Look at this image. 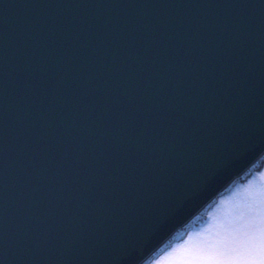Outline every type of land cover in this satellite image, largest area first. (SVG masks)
<instances>
[{
	"label": "snow or ice",
	"instance_id": "obj_1",
	"mask_svg": "<svg viewBox=\"0 0 264 264\" xmlns=\"http://www.w3.org/2000/svg\"><path fill=\"white\" fill-rule=\"evenodd\" d=\"M50 6L65 12L89 7L136 9L141 18L156 9L198 8L203 19L206 14L223 9V15L230 19L235 17L234 27L225 26L223 21L208 23L206 20L191 26L176 17L163 32L152 25L138 23L125 24L119 31H113L111 24L94 21L84 24L73 20L67 25H50L47 38L42 41L37 36V22L25 21L19 29L21 44L38 45L48 54L33 48L39 56L38 61L30 56L10 67L7 53L3 52L8 44L5 30L11 27L15 37L18 18L31 16V9L45 5L0 0V52L3 53L0 54V264H120L116 259H106L99 247L90 246L89 232L77 223L80 217L76 206L86 202L82 198L89 184L99 176L103 159L101 148L108 141L114 146L113 155L129 129L136 133L134 143H143L152 98L141 100L133 92L127 95V102L122 106L121 97L128 91L125 85L164 86L165 69L176 81L177 95L183 92L189 80L200 84L210 74L215 79L221 70L242 84L250 81L255 67V48L251 41L258 19L264 30V0H229L220 4L163 0L160 3ZM179 25L185 26L180 29V36ZM220 34L224 39H218ZM241 45L245 49L243 55L236 52ZM174 48L177 54L182 52L183 55L174 57ZM129 50L140 54L142 58L138 63L135 56L128 63L122 62L128 60L122 53ZM106 52L109 56L104 60ZM57 54L59 62L53 77L48 65ZM97 61L103 63L106 73L113 74L108 81H97L94 72L82 81L79 72L68 77L62 71L73 65L87 69ZM129 64L136 69L131 77L126 71ZM145 68L151 69L150 80L144 78ZM10 90L24 100L25 110L16 112L17 99L9 96ZM252 92L248 87L249 95ZM138 104L142 105L139 109ZM175 107V103H170L169 112H174ZM140 114H143V127L136 121ZM9 115L15 119L12 139L8 133ZM82 116L88 117L87 126L83 128ZM57 121L67 123L63 136L57 138L58 144L70 137L74 128H79L82 136L75 147L65 149L63 158L54 164L55 173L50 175L49 165L41 164L40 153L44 151L41 144ZM89 137L94 140L91 148L87 143ZM18 149L27 158L14 157L10 161L9 153ZM17 168L25 170L19 181L23 192H17L10 200L9 184L15 183L16 178L10 177L9 172ZM236 196L246 217L238 231L226 236L225 230L206 242L179 246L173 253V264H264V179L253 181ZM97 202L102 204V196H97ZM9 204H12V216H9ZM16 216L22 217V222L17 223ZM212 227L210 224L209 228Z\"/></svg>",
	"mask_w": 264,
	"mask_h": 264
},
{
	"label": "water",
	"instance_id": "obj_2",
	"mask_svg": "<svg viewBox=\"0 0 264 264\" xmlns=\"http://www.w3.org/2000/svg\"><path fill=\"white\" fill-rule=\"evenodd\" d=\"M13 2V0H8ZM17 3L41 4L45 7L31 9V16H22L17 20V33L13 36L11 27L5 32L8 40L3 52L7 53L8 63L19 64L32 56L38 61L39 56L33 51L47 55L48 52L38 45L26 47L19 38L20 26L35 20L38 24L37 36L40 40L47 38L50 25H67L78 20L84 24H111L113 31H119L125 25H152L159 31L167 30V25L176 17L184 19L187 25L197 23H218L232 25V20L223 15V9L208 13L202 19L201 9L152 10L148 15L137 16L136 9L124 8H74L66 12L50 5L62 3L85 4H124V3H160L163 0H14ZM178 3H227L229 0H172ZM11 23V21H10ZM179 24V22H178ZM233 27L235 25H232ZM179 25L178 36L182 35ZM218 39H224L223 34ZM118 43V42H117ZM255 48L254 75L250 81L241 83L221 70L215 79L209 78L197 84L189 80L181 94H176V81L165 69L162 80L164 86L154 85L142 88L139 85L127 87V94L121 97L122 106L127 102V95L137 93L143 100L152 98L149 123L144 133L142 145L134 143L136 133L129 129L123 143L113 155L111 141L102 148L103 159L99 166V176L87 188L85 203L77 204V221L80 227L88 231L90 246L99 247L102 255L116 259L120 264H145L162 250L181 229L188 227L205 209L237 180L244 177L264 156V30L257 20L256 34L251 41ZM187 46V45H186ZM241 45L236 52L243 55ZM155 53V50H153ZM0 54H3L0 52ZM158 54V53H155ZM172 55L179 58L175 48ZM109 53L102 58L107 60ZM128 60L136 57V63L142 58L140 54L129 50L122 53ZM59 55L48 65L53 77ZM151 63V61H147ZM68 77L79 72L80 79L86 81L90 73H95L97 81H108L111 72L105 71L103 63L97 61L87 69L69 66L62 70ZM129 76L136 71L129 64L126 69ZM150 68H145L144 78L150 80ZM131 81H129V84ZM248 87L253 89L251 95ZM9 96L17 99L16 112L25 110L23 99L16 97L10 90ZM175 103V111L169 112V104ZM35 106V105H33ZM142 105L138 104L139 109ZM67 118H65L66 121ZM88 117L82 116L81 127H86ZM143 127V114L136 117ZM66 122L57 121L47 139L41 144L44 151L40 153L41 164H47L54 174V164L63 158L68 147H75L82 136L79 128L72 129V135L66 137L62 144L57 138L63 136ZM9 139L15 135V119L8 116ZM88 146H94V140L88 138ZM26 159L19 149L10 152L8 159ZM53 157L55 159H53ZM23 168L9 172L15 176V183L9 184L8 196L13 199L17 192H23L20 179ZM63 187L62 185L60 186ZM97 196H102L98 204ZM20 207V205H17ZM9 216H12V204H9ZM22 210V209H21ZM16 216V222H22ZM184 235V234H183ZM182 235V236H183ZM181 237V236H179ZM172 238V239H171Z\"/></svg>",
	"mask_w": 264,
	"mask_h": 264
},
{
	"label": "rangeland",
	"instance_id": "obj_3",
	"mask_svg": "<svg viewBox=\"0 0 264 264\" xmlns=\"http://www.w3.org/2000/svg\"><path fill=\"white\" fill-rule=\"evenodd\" d=\"M264 179V159H260L249 173L237 180L225 193L221 194L203 213L184 230L180 229L171 241L145 264H173L174 251L189 242L199 244L225 232L230 235L238 231L239 225L245 222L243 209L239 208V198L236 196L243 188L253 181ZM213 225L209 228V225ZM185 232V234H184ZM184 234V235H183ZM183 235V236H182ZM181 236V237H179Z\"/></svg>",
	"mask_w": 264,
	"mask_h": 264
},
{
	"label": "trees",
	"instance_id": "obj_4",
	"mask_svg": "<svg viewBox=\"0 0 264 264\" xmlns=\"http://www.w3.org/2000/svg\"><path fill=\"white\" fill-rule=\"evenodd\" d=\"M262 160L264 159V156L261 158ZM249 171H251V169L249 170ZM249 171L245 174V176L249 173ZM244 176V177H245ZM243 178V177H242Z\"/></svg>",
	"mask_w": 264,
	"mask_h": 264
}]
</instances>
